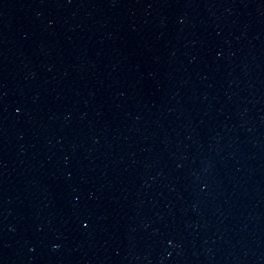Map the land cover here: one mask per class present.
Returning a JSON list of instances; mask_svg holds the SVG:
<instances>
[{"label": "water", "instance_id": "water-1", "mask_svg": "<svg viewBox=\"0 0 264 264\" xmlns=\"http://www.w3.org/2000/svg\"><path fill=\"white\" fill-rule=\"evenodd\" d=\"M0 264L21 263L0 243Z\"/></svg>", "mask_w": 264, "mask_h": 264}]
</instances>
